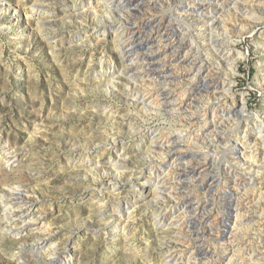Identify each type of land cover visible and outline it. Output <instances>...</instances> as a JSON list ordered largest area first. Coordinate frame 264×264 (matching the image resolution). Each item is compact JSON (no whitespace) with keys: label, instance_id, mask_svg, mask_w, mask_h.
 Masks as SVG:
<instances>
[{"label":"rangeland","instance_id":"obj_1","mask_svg":"<svg viewBox=\"0 0 264 264\" xmlns=\"http://www.w3.org/2000/svg\"><path fill=\"white\" fill-rule=\"evenodd\" d=\"M262 1L0 0V264H264Z\"/></svg>","mask_w":264,"mask_h":264},{"label":"bare ground","instance_id":"obj_2","mask_svg":"<svg viewBox=\"0 0 264 264\" xmlns=\"http://www.w3.org/2000/svg\"><path fill=\"white\" fill-rule=\"evenodd\" d=\"M100 1V0H99ZM261 4H263L264 5V1H262L261 2ZM88 5H91V2L88 4ZM104 6L107 8V10H106V13L107 14H109L110 16H112L113 14H115V11H118V12H120V14L121 15H123V11H120V9H117V7H119V6H114L113 4H111V3H104ZM122 6V5H121ZM190 7V6H189ZM185 10V9H184ZM190 11H194V9H192V8H190ZM111 17H109V18H107L106 20H111L110 19ZM237 22V21H236ZM246 22V21H245ZM237 24H240V23H237ZM242 26H244V25H242ZM246 26V25H245ZM120 29L122 28V25H119L118 26ZM247 27V26H246ZM228 42L227 43H229V46L232 48L233 47V44L235 45V41L233 40V39H229V40H227ZM231 48H229V49H231ZM232 50V49H231ZM216 51V50H215ZM239 54V56H241L240 55V53H238ZM243 57V56H242ZM230 68H232L233 69V66L231 65L230 66ZM231 84H232V82H231ZM241 114L244 116V115H247V116H251V114H249L248 113V111L246 110V101H245V98L244 97H242V108H241ZM254 117V116H253ZM257 118V117H256ZM251 119H252V117H251ZM253 122V121H252ZM258 128V127H257ZM260 128H261V126H260ZM264 128V127H263ZM264 139V138H263ZM264 142V141H263ZM2 148V147H1ZM232 149H234L233 147H232ZM244 155V153H242V156ZM146 183H144V184H142L143 186L145 185ZM179 184V183H178ZM235 184V183H234ZM233 184V185H234ZM133 188V190H135V192L134 193H138V194H140V189L138 190H136V187H132ZM113 189V188H112ZM118 188L117 187H114V190H117ZM5 191H7V190H5ZM142 191H143V193H144V191H146V189L143 187L142 188ZM143 193H142V195H143ZM10 194V193H9ZM141 195V194H140ZM3 196H4V198L6 197H9L8 196V194L7 193H3ZM19 198V199H18ZM17 200H20V201H18V202H16V209L18 210V213H17V215H21L22 217H23V219H22V221H21V224L20 225H18V223L17 222H12L11 221V227H13V230L12 231H14V228H18V227H21L22 226V229H23V231H26V230H29L30 228H32L33 226H36L34 223H32L31 221H32V219H33V214H34V211H33V203H31V201L28 199V197H27V195L26 196H24V195H22L21 197H17ZM252 204H253V202H250L249 203V205H248V208L249 207H252ZM242 206V205H241ZM240 206V207H241ZM238 207V206H237ZM240 207L238 208V210H236V213L238 214L239 213V211H240ZM245 207H247V206H245ZM247 208V209H248ZM245 209V208H244ZM8 210H10V208H8ZM249 211H251L250 209H248ZM247 210V211H248ZM244 211V210H243ZM247 212L248 214H253V211L252 212ZM245 212H246V210H245ZM11 213L13 214V211H11ZM243 214H245V213H243ZM255 215V214H254ZM243 216H245V215H243ZM236 217H238V216H236ZM255 217V216H254ZM245 218V217H244ZM7 219H8V217H7ZM248 220V219H247ZM249 221H251L250 219H249ZM33 222H34V220H33ZM42 224V223H41ZM42 225H44V224H42ZM40 227H42L41 225H40ZM35 228V227H34ZM37 228H39V227H37ZM209 228V227H208ZM40 229V228H39ZM43 229V228H42ZM214 230V229H213ZM212 230V231H213ZM209 232L211 231V230H208ZM211 231V232H212ZM216 232V231H215ZM21 234V232H17L15 235L16 236H19ZM211 234V233H210ZM213 235V234H212ZM220 237V236H219ZM48 241V240H47ZM47 241H45V242H47ZM50 241V240H49ZM49 247H50V249H49V252H46L47 254H50V256H54L55 255V252H56V248H55V246H53L54 244H52V243H50L49 242ZM23 250H24V248H22L17 254H16V257H15V260H16V264H28V262L25 260V258H24V256L21 254L22 252H23ZM52 250V251H51ZM25 251V250H24ZM65 264H69V262H66Z\"/></svg>","mask_w":264,"mask_h":264}]
</instances>
